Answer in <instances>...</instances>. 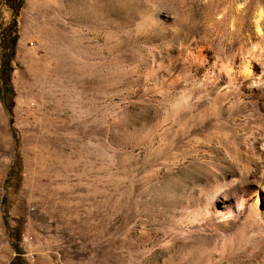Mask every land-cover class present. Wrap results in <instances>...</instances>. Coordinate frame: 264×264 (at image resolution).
<instances>
[{"label":"rangeland","instance_id":"374dc122","mask_svg":"<svg viewBox=\"0 0 264 264\" xmlns=\"http://www.w3.org/2000/svg\"><path fill=\"white\" fill-rule=\"evenodd\" d=\"M17 22L0 264H264V0H24Z\"/></svg>","mask_w":264,"mask_h":264},{"label":"trees","instance_id":"16d2710c","mask_svg":"<svg viewBox=\"0 0 264 264\" xmlns=\"http://www.w3.org/2000/svg\"><path fill=\"white\" fill-rule=\"evenodd\" d=\"M2 3H5L11 9L13 18L0 32V89L2 81L7 88V92L12 95L13 90L10 86V75L13 71L12 60L18 40L17 18L24 5V0H0V6ZM16 250L18 255L10 264H26L20 256V249Z\"/></svg>","mask_w":264,"mask_h":264},{"label":"bare ground","instance_id":"6f19581e","mask_svg":"<svg viewBox=\"0 0 264 264\" xmlns=\"http://www.w3.org/2000/svg\"><path fill=\"white\" fill-rule=\"evenodd\" d=\"M257 28H258V30H260L259 29V24H258V21H257ZM201 61H202V59H201ZM252 66V65H251ZM250 69V67H248V65L247 66H245V68H244V72H246V75L247 74H250V72H251V70H249ZM244 74V73H243ZM247 128V127H246ZM248 129V128H247ZM258 140V139H257ZM253 196H252V199H253V203H254V207L256 208V206H258L259 207V191H258V189H254V191H253V194H252Z\"/></svg>","mask_w":264,"mask_h":264}]
</instances>
